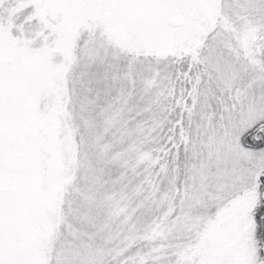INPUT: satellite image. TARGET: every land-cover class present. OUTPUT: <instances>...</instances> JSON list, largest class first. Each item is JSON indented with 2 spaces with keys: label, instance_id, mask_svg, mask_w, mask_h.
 I'll return each mask as SVG.
<instances>
[{
  "label": "snow or ice",
  "instance_id": "1",
  "mask_svg": "<svg viewBox=\"0 0 264 264\" xmlns=\"http://www.w3.org/2000/svg\"><path fill=\"white\" fill-rule=\"evenodd\" d=\"M0 264H264V0H0Z\"/></svg>",
  "mask_w": 264,
  "mask_h": 264
}]
</instances>
